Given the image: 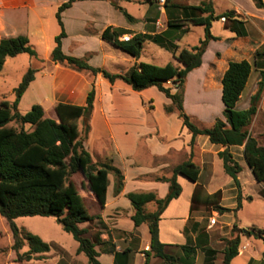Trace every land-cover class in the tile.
Listing matches in <instances>:
<instances>
[{
  "label": "trees",
  "instance_id": "trees-1",
  "mask_svg": "<svg viewBox=\"0 0 264 264\" xmlns=\"http://www.w3.org/2000/svg\"><path fill=\"white\" fill-rule=\"evenodd\" d=\"M74 1L68 0L58 7L56 17L60 32L54 39V47L50 54L51 61L77 71H89L94 76L101 74L111 83L118 79L123 80L135 91L156 86L171 100V104L165 108L166 112L177 111L183 125L191 132L192 146L195 144L196 136L200 134L208 136L211 143L225 146V149L219 151L218 155L223 160L225 172L235 180L239 187L236 209L240 208L242 201L238 175L243 168L230 151V146L244 147L243 155L247 166L255 179L264 184V145L249 130L257 112V102L264 90V65L260 67L258 91L253 95L251 105L246 109H237V103L248 83L253 66L246 59L229 62L221 81L223 118H217L211 127H199L184 106L188 74L202 65L203 54L209 41L220 39L211 32L213 21L222 17L233 19L234 11L215 15L212 0H203L198 5L185 4L180 0H167L165 6L166 30L147 38L161 47L169 49L183 67H176L173 63L156 65L140 61L125 73H113L91 65L87 57L72 56L63 51L62 40L67 33L62 20V12L69 8ZM253 1L258 8H264V0ZM113 4L123 12L128 20H134L126 10L115 2ZM237 23L240 28L243 21L237 20ZM188 24L204 26L205 37L191 49H179V45L175 42L179 37L171 38L168 30L183 33L188 31L187 28H183ZM238 27L235 32L241 35L242 32ZM124 32L125 30L121 28L108 26L103 31L102 38L139 60L146 36L134 35L130 41L125 42L120 40V36ZM22 53H27L32 58L39 57L36 48L25 35L1 39L0 72L7 58ZM260 61L264 62V49L258 50L254 54L256 66ZM36 71L34 68L28 69L21 83L15 89L14 103L7 99L0 100V214L9 221L13 231L18 264H26L32 259H43L45 254L50 251L49 243L40 236L25 233L24 238L28 240L30 249L20 252L24 245V238L21 236V230L16 225L15 219L23 216L56 217L63 230L72 234L78 242L76 253H84L89 264H100L96 246L103 245L104 242L98 238L94 240L88 237L86 235L88 229L80 226L93 221L96 216L91 215L76 183L71 179L72 175L80 171L84 177L83 187L95 195L102 207L107 202L109 173L117 175L115 193H119L122 189L123 176L120 170L110 163L94 162L91 153L86 148L85 139L88 138L90 132L89 125L85 127V137L81 135L79 122L84 117H90L94 109L95 82L92 81L84 104L58 102L54 107L56 119L46 117L44 108L40 104H34L29 111L23 114L18 110L19 101L31 82L35 80ZM170 80L177 82L176 92H172L170 87L165 86V83ZM11 122H17L20 127L11 125ZM27 125L30 129H27ZM199 172V166L192 160H188L178 165L173 177L167 179L170 187L166 197L158 198L153 192H130L127 194L135 209L132 215L135 225L139 226L142 223L149 225L153 255L161 257L167 262L173 258L165 253V245L159 239V220L170 201L179 197L182 192L177 175L182 174L190 180L196 181ZM149 202L156 203V210L146 211L145 205ZM240 231L264 238V230L261 229H242ZM239 243V236L228 240V245L224 249L225 264H230L238 254ZM113 249L112 247L107 251L112 252Z\"/></svg>",
  "mask_w": 264,
  "mask_h": 264
},
{
  "label": "crops",
  "instance_id": "crops-1",
  "mask_svg": "<svg viewBox=\"0 0 264 264\" xmlns=\"http://www.w3.org/2000/svg\"><path fill=\"white\" fill-rule=\"evenodd\" d=\"M66 1L68 0H0V40L25 35L35 48L45 44L48 56L44 61L48 64L51 61L50 54L54 47L52 44L54 43L55 36L58 34L54 32L49 33L47 28L49 16L52 13H57L58 7ZM202 1L181 0L182 3L189 5H198ZM212 1L214 3L215 15H220L227 11H234V16L233 19H227L225 17L224 21L222 18L219 19L217 23L220 25L221 33L212 32L213 24L216 22L213 21L211 32L220 39H212L209 41L207 49L203 54L202 65L191 72H196L204 68L206 55L215 44H223L225 46L224 51L217 50L216 54L219 52L223 58L230 59L232 55H241L242 52L245 53L250 50L254 51L264 42V8H258L253 0H248L249 7L245 6L241 0H222L227 1L228 5L227 7L221 8L218 7L217 3L219 0ZM114 2H117L116 4L118 6L126 10L134 20H128L111 0H75L69 8L62 12V20L67 33L62 40V48L66 54L76 57H88L91 65L105 69V65H103L105 61L115 60L114 56L112 57L109 54L112 53L111 47L119 49L102 38V33L108 26L121 28L126 31L120 36V39L124 35H131V37L134 35H143L146 36V41H152L147 38L148 36L166 30L167 13L165 10L162 11L160 9L156 0H114ZM130 4L138 5V9L129 12ZM238 19L244 20V24L240 28L236 24V20ZM157 20H161L163 26L165 25L164 30H158L155 27ZM89 21L92 24L90 28H87ZM237 27L242 32L241 35L235 32ZM183 28L189 30L190 25L188 24ZM168 31L171 38H180L182 34L173 30ZM93 34L97 35L99 39V49H86L82 53H78L76 51L78 50V43L75 49H72L73 45L68 46L72 35L82 40L84 37ZM202 39L200 37L199 41ZM175 42L178 43L179 39ZM105 45L109 46L106 47ZM99 56L102 57V63L100 65L95 62ZM230 61L239 60L230 59L227 61L225 71ZM8 62H11V57L6 59L4 67H6ZM124 62H127V65H124L119 70L110 72L125 73L136 62H140V59L137 60L131 56V59L124 60ZM47 64L39 72L45 76L49 74L52 77V83H54L56 82V72L64 66L62 67L61 64L55 63L49 66ZM113 64L115 66L120 65L115 61ZM174 65L179 68L183 67L179 62ZM93 78L96 86L95 103L99 101L102 104L108 105L110 103H116L115 101L122 102L123 97L121 96L120 98L117 94L120 91H131L132 88L120 79L111 83L101 74L95 75ZM36 80L37 75L34 81ZM61 84L67 92L66 95L78 97L79 100H61L58 102L85 103L88 91L91 88V83L83 72L70 69L69 76ZM100 85H104L107 88L106 98L103 97V94L101 96L98 94ZM219 89L222 101V84ZM144 91L146 89L137 93L143 94ZM239 102L240 100L237 103V108ZM101 108H103V105H101ZM241 109H246V106ZM174 112L176 111L167 114L173 115ZM130 122L141 127L139 131L135 132V136L133 137L130 134L131 130L128 128ZM181 125H183L182 119ZM185 127L183 125L176 133H173L172 129L167 127L165 131H162L158 123H155L152 128H147L146 122L141 124L134 120V118H129V120H122L118 123L120 137H124L122 140L120 137L118 139L114 132H111V137L114 142L112 149L115 153L111 157L112 161L109 160L110 164L118 168L123 176L122 189L119 193H115L114 177L109 173L107 202L104 207L99 204L95 195L88 190L94 203L99 206V211L91 213V215L96 216L93 221L80 225L88 229L86 234L88 237L91 238L95 235L96 239L98 238L104 242L103 245L96 246L99 252L98 260L100 264H225L223 251L228 241L226 242L220 238H229L232 232L238 233L240 243L238 246V254L231 260L230 264H264V245L259 246L257 250L254 249L253 251L248 241L249 234L240 231L242 229L264 230V227L257 225L255 222L247 223L241 217V212L245 209L246 205L254 201L253 195L251 196L245 193L246 189L242 182V171L239 173L238 179L240 189H244V194H242L241 198V207L236 209L238 205L239 187L235 180L225 172L223 160L218 155L219 151L225 149V146L211 143L208 136L202 134L196 136L195 144L192 146V134ZM91 136L89 133L86 141ZM143 138H145L143 144L145 149L139 146V142ZM235 147H240L243 152V146L232 145L230 146L232 153H234L233 148ZM146 155L152 161L153 168H143L142 164L144 159H141V157ZM92 158L96 163H109L108 161H98L93 155ZM236 159L238 160L237 157ZM188 160H192L199 166L200 172L198 178L196 181H192L182 174L177 175V181L182 187V192L179 197L170 201L159 220V239L165 245V253L173 258L167 262L163 258L153 255L149 225L147 223H142L139 226L135 225L132 219L135 209L127 194L130 192H153L158 198L166 197L170 187L167 179L173 177L175 168L178 165ZM220 166H222L220 168L221 173L226 175L223 179L218 176L217 168ZM257 183L261 185L258 181ZM261 189L258 191V194L264 197L261 194ZM226 201H229V203H226ZM154 205L157 208L155 202L147 203L145 205L146 211L152 212L149 209ZM220 206L229 210L221 212L216 209L220 208ZM208 211L214 214L211 218H215L216 220L214 224L212 223V226L207 225L206 213ZM94 230L98 233L94 234L92 232ZM260 239H263L264 243V238ZM112 247L114 251H107V249H111ZM244 255H246L245 261L238 263L237 259ZM73 261L75 259H69L65 255L60 257L57 264H74Z\"/></svg>",
  "mask_w": 264,
  "mask_h": 264
},
{
  "label": "rangeland",
  "instance_id": "rangeland-1",
  "mask_svg": "<svg viewBox=\"0 0 264 264\" xmlns=\"http://www.w3.org/2000/svg\"><path fill=\"white\" fill-rule=\"evenodd\" d=\"M114 2V0H111ZM181 1V0H180ZM242 3L248 6V0H241ZM117 3V2H115ZM218 7H227L228 2L219 0ZM155 8V7H154ZM138 5L130 4L129 12L136 11ZM166 12V7H165ZM90 21L92 19H89ZM239 20V19H238ZM87 23V28H90L91 22ZM93 21V20H92ZM212 28L213 33H221L219 19L215 20ZM244 24V20L241 19ZM165 24V21H164ZM239 26V23H237ZM190 25V29L186 32H183L179 38L180 49L187 48L191 49L192 47L200 43L199 39L202 37L204 39V26L202 25ZM156 27V25H155ZM165 25L158 30H164ZM49 33H59L60 26L55 14L49 16L48 23ZM126 32V31H125ZM124 32V33H125ZM123 35V34H122ZM84 36V35H83ZM88 36V35H86ZM122 40V39H120ZM78 43V44H77ZM231 43V42H229ZM77 48L78 53H82L86 49H99L100 43L97 35H89L84 37V39H77L72 35L71 41L68 42V46L73 45L72 49ZM54 46V43L52 44ZM106 47L109 45H105ZM112 53H109L114 56L115 60H108L103 63L105 69L109 71L119 70L124 65H127V62L124 60L131 59V56L114 47H111ZM225 46L223 44L213 45L205 58V66L203 69H200L196 72H191L188 75L186 82V94H185V109L192 115L194 122L201 128L211 127L214 121L217 118H223V103L220 97V89L222 77L225 71V64L230 59L233 60H243L247 59L252 63V72L249 77L248 83L244 89L243 95L240 98V102L237 109L242 107L248 108L251 105L252 97L258 91V83L260 79V67L264 65L263 61L259 62V65L254 63V54L258 50L264 49V42L257 47L254 51L242 52L241 55H232L230 59H225L221 56L217 50L224 51ZM36 50L40 54V57L33 59L27 53L19 54L15 57H11V62H8L6 67L0 72V100L7 99L9 102L14 103L16 99L15 89L21 83L24 75L29 68L36 69L35 76L37 75V80L31 82L26 92L23 94L19 101L18 110L21 113H26L31 109L34 104H40L43 106L45 111V116L49 118L56 119L55 105L58 101H77L78 97L66 95V90L61 82L69 76L70 67L61 65L63 68H60L56 74V82L52 83V77L47 74L46 76L40 73L39 71L46 67L44 59L48 56L46 52V45L42 44L36 47ZM216 54V58H215ZM229 54V53H228ZM88 58V57H87ZM215 58V59H214ZM89 59V58H88ZM116 62L120 65H114L113 62ZM140 61L152 63L156 65H165L167 63L176 64L177 61L172 52L169 49L163 48L160 45L154 43L153 41H145L144 48L141 54ZM90 62V61H89ZM97 64L102 63V57L99 56L95 60ZM180 63V62H179ZM53 64L51 61L48 62V66ZM181 64V63H180ZM65 68V69H64ZM206 70V71H205ZM88 78L89 82L92 84L94 80V75L89 71H81ZM59 82V83H57ZM57 83V84H56ZM165 86L170 87L172 92H176L177 82L172 80L165 83ZM131 88V87H130ZM139 91H134L131 88V91H120L117 95L123 97L122 102L115 101L113 104H102L99 101L95 103L94 109L90 117H84L80 120V130L81 135L85 137V127L89 125L90 127V136H92L86 141V147L89 152L95 157L98 161H112V155L115 153L112 147L114 142L111 137V132H114L116 137L119 139L120 131H118V123L122 120H129L134 118L137 122L144 124L146 122L147 128H152L155 123L159 124L160 129L165 131L166 127L172 129L173 133H176L181 125V119L176 112L173 115L167 114L165 108L171 104V101L161 92L156 86H152L146 89L143 94L137 93ZM99 96L103 94V97L107 96V88L104 85H100L98 90ZM103 99V98H102ZM101 101V99H100ZM84 103V102H83ZM103 105V108H101ZM104 109V111H103ZM129 118H128V117ZM11 125L20 127L17 122H11ZM130 134L135 136V132L141 129L140 126L129 123ZM170 125V126H169ZM143 128V125H142ZM186 128V127H185ZM27 129H30L27 125ZM249 130L253 135H255L259 141L264 145V90L260 96V99L257 102V112L253 118L252 123L249 126ZM155 135V133H154ZM89 136V134H88ZM124 137H120L122 140ZM162 140V138H160ZM145 138L139 142L140 148L143 147ZM143 149H145L143 147ZM231 151V149H230ZM233 155L236 156L239 162L243 165L242 169V182L245 185L246 194L253 195L254 201L250 204H247L245 209L241 212V217L247 222H255L257 225L264 227V197L258 194V191L261 189V194L264 196V184L261 185L257 183L252 172L247 166L243 152L240 147L233 148ZM232 152V151H231ZM146 157V158H145ZM235 157V158H236ZM110 159V160H109ZM141 159H144L142 164L143 168H153L152 161L146 156H142ZM222 166L218 167V176L222 179L224 178V173H221ZM114 177V190L115 182L117 180V175L111 173ZM228 178V177H227ZM71 179L76 183L81 195L83 196L84 203L90 213H96L99 211V206L96 205L89 194V191L83 187L84 177L83 174L79 171L76 174L72 175ZM241 198L244 194V189H241ZM251 198V197H250ZM229 203V201H226ZM221 212H224L226 209L222 206L216 208ZM150 211L156 210V206H152L149 209ZM207 225H211V217L214 215L212 212L206 213ZM220 218V217H219ZM218 218V220H219ZM16 225L21 230V236L24 238L25 233H32L40 236L45 242L49 243L50 251L45 254L43 259H32L26 264H57L60 260V257L65 256L69 259H75L74 264H87L88 258L84 253L77 254L76 250L78 248V242L75 240L72 234L63 230L62 226L58 223L56 217L53 216H23L15 219ZM218 224V223H217ZM94 234L98 233L97 231H92ZM238 236V233H231L229 238H220L226 242L233 237ZM96 239L95 235L91 237ZM249 245L252 246L251 249L257 250L259 246H263V239L256 237L251 234L248 235ZM15 238L13 231L10 227L9 221L0 214V264H18L17 251L14 249ZM228 244L226 243V246ZM255 247V248H253ZM105 248V247H104ZM226 248V247H225ZM30 249V244L27 239L24 238V245L20 252H25ZM105 250V249H104ZM224 252V251H223ZM245 256H241L237 259L238 263L245 261Z\"/></svg>",
  "mask_w": 264,
  "mask_h": 264
},
{
  "label": "built area",
  "instance_id": "built-area-1",
  "mask_svg": "<svg viewBox=\"0 0 264 264\" xmlns=\"http://www.w3.org/2000/svg\"><path fill=\"white\" fill-rule=\"evenodd\" d=\"M156 2L158 3L160 9L162 11H164L165 10V6H166V3H167V0H156ZM222 20L224 21L225 20V17H222ZM155 25H156L157 28H160L161 26L163 27V23H162L161 20H157L156 23H155ZM131 38H132L131 35H124L122 37V40L125 41V42H128V41L131 40ZM215 221H216L215 218H212L211 219V223L214 224Z\"/></svg>",
  "mask_w": 264,
  "mask_h": 264
}]
</instances>
